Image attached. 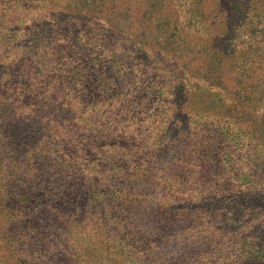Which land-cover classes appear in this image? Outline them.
<instances>
[{
  "label": "rangeland",
  "instance_id": "obj_1",
  "mask_svg": "<svg viewBox=\"0 0 264 264\" xmlns=\"http://www.w3.org/2000/svg\"><path fill=\"white\" fill-rule=\"evenodd\" d=\"M240 2L0 0V144L33 189L12 229L46 235L31 264H264V187L244 185L263 114L195 86L212 48L233 85L263 45Z\"/></svg>",
  "mask_w": 264,
  "mask_h": 264
},
{
  "label": "trees",
  "instance_id": "obj_2",
  "mask_svg": "<svg viewBox=\"0 0 264 264\" xmlns=\"http://www.w3.org/2000/svg\"><path fill=\"white\" fill-rule=\"evenodd\" d=\"M229 17L232 22L237 24L238 34L241 36H248L249 32L256 31L259 37L257 39L263 42V45L259 46L262 48L258 47L249 51L248 54L250 55L246 57L242 63V65L247 64L248 71H241V73L235 75L234 81L236 82L233 85L224 80V73L227 74L224 66L228 63L232 66V63L235 62L230 61L227 56L219 57L216 55L217 51L212 48V54L206 59V73L201 74V76L205 78L206 89H204L201 84L195 83V86H197L196 91L201 88L203 91L198 92L210 96L211 100L215 99V97L218 101L224 100V98H222L224 94L231 96L233 98L232 108L227 107L223 103L225 105L224 115L228 112L232 113L233 109L241 110L243 108L242 111L245 117H248L245 120H252L256 112L261 113V115L263 114L264 119V0H241L238 10H232L229 13ZM225 50L226 48L224 47V52ZM224 52L222 54H224ZM226 68L229 69L227 65ZM232 90H234L233 93ZM212 105H214V103ZM206 107L208 106L198 107L197 111L200 112L195 113V115L203 116L205 113H202V111H204ZM213 111V107L210 106L206 109V114L211 115ZM262 124H264V120L259 123V127L263 134L257 137V139H259L258 144L264 143V125ZM230 130L232 133L236 131L234 127L230 128ZM245 130L246 128L244 131ZM234 136L235 134L230 137V141L237 143L239 139ZM237 136H239L238 133ZM6 152H8V154H5ZM15 154V150L12 146L9 150H6V148L4 149L2 144H0V264H31L35 257H37L36 253L43 251L41 249L46 242V235L42 233L43 231H39L37 236H32L30 235L32 232L23 233L12 229V225L17 222L18 219H27L23 210H21L20 203H29V195L33 190H29L27 186L30 180L29 176H27L28 172L24 171L26 175L20 174V172L15 170V168L18 169L17 166L14 168L10 165L13 161L17 160ZM6 158H8L9 164H6ZM263 179L264 177L260 174L258 186L253 179L248 177L244 185L250 186V189H256L261 186L264 187L262 184ZM51 189V186H47L45 189L46 193H50ZM134 221L136 220H131V222ZM143 260L141 261L144 263L148 261V259Z\"/></svg>",
  "mask_w": 264,
  "mask_h": 264
}]
</instances>
